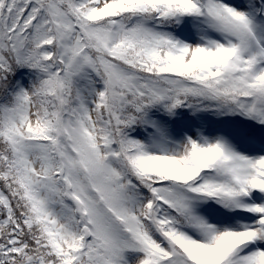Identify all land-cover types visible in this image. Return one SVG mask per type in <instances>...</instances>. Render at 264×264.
Wrapping results in <instances>:
<instances>
[{"label":"snow or ice","instance_id":"1","mask_svg":"<svg viewBox=\"0 0 264 264\" xmlns=\"http://www.w3.org/2000/svg\"><path fill=\"white\" fill-rule=\"evenodd\" d=\"M0 264H264V0H0Z\"/></svg>","mask_w":264,"mask_h":264}]
</instances>
